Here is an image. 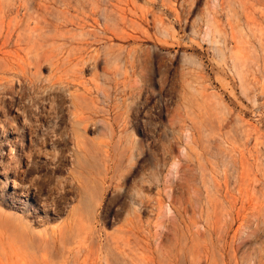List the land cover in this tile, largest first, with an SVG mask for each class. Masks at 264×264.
<instances>
[{
    "label": "rangeland",
    "instance_id": "1",
    "mask_svg": "<svg viewBox=\"0 0 264 264\" xmlns=\"http://www.w3.org/2000/svg\"><path fill=\"white\" fill-rule=\"evenodd\" d=\"M0 264H264V0H0Z\"/></svg>",
    "mask_w": 264,
    "mask_h": 264
},
{
    "label": "bare ground",
    "instance_id": "2",
    "mask_svg": "<svg viewBox=\"0 0 264 264\" xmlns=\"http://www.w3.org/2000/svg\"><path fill=\"white\" fill-rule=\"evenodd\" d=\"M93 2V1H92ZM21 3V2H20ZM95 3V2H94ZM93 3V4H94ZM20 5V4H19ZM64 9V8H63ZM95 9V8H94ZM107 60V59H106ZM106 62H108V61H106ZM102 75V74H101ZM72 91H70V93H71ZM71 94H73V93H71ZM75 94V93H74ZM84 96H86V95H84ZM105 96V95H104ZM74 97V96H73ZM78 97V96H77ZM82 98H83V96H82ZM107 98V97H106ZM74 98H72V100H73ZM80 99V98H79ZM105 99V98H104ZM85 100V99H84ZM106 100H108V99H106ZM112 100V99H111ZM111 100H108V102L110 101L111 102ZM75 101V100H74ZM86 101V100H85ZM110 102H109V104H110ZM73 103V102H72ZM75 103V102H74ZM77 104V103H76ZM79 105V104H78ZM77 105V106H78ZM82 107V106H81ZM74 108H76V106L74 107ZM77 109V108H76ZM79 109V108H78ZM78 111V110H77ZM73 112V111H72ZM81 112V111H80ZM80 112H79V114H80ZM74 113V112H73ZM72 113V115H76V114H73ZM81 113H83V110H82V112ZM78 114V115H79ZM79 117H80V115H79ZM79 117H77L76 116V118L74 117V119H77V118H79ZM83 118V117H82ZM86 118H88V117H86ZM89 118H91L90 116H89ZM88 118V119H89ZM84 119V118H83ZM75 121V120H74ZM77 122L78 123H81V119L79 120H77ZM76 123V122H75ZM74 124V123H73ZM128 124V123H127ZM87 125V124H86ZM86 125H85V130H86ZM73 127H74V125H73ZM77 127V126H76ZM82 127V126H81ZM80 127V128H81ZM124 127V126H123ZM127 127V126H126ZM91 128V127H90ZM122 128V127H121ZM125 128V127H124ZM124 128H122L121 130L122 131H124ZM127 129V128H126ZM72 132V131H71ZM81 131H79V130H76V129H74V134H75V138H76V141H77V143H78V146H80V144L81 143H84V141L82 140L83 139V135H82V133H80ZM125 137V136H124ZM123 137V138H124ZM121 143H122V141H121ZM138 144H139V141L138 140H134V139H131V142H129V144L128 145H126V146H123L124 147V150L123 151H121V152H123V154H122V157H121V160L122 161H132L134 158H135V155H136V153H137V151H139V149H138ZM106 153H108V150H106L105 151ZM107 156H109V153H108V155ZM78 157V156H77ZM79 158V157H78ZM109 159V158H108ZM112 160V159H111ZM131 163V162H130ZM106 165V171L103 173V174H101V176L99 177V181H98V184H97V188L100 190L99 192H100V194H101V196L102 195H104L111 187H114V188H117V187H119V186H121L122 185V183H123V181H124V179L126 178V176H127V174H126V172H125V168L124 167H122L121 168V166H122V164H121V162H120V166H117L116 164H115V162H111V161H108L107 160V163H105ZM126 165V164H125ZM112 173V174H111ZM79 175V174H78ZM79 183V182H78ZM95 187V188H96ZM143 189H144V185H141L140 186V189H139V191L141 192V191H143ZM89 190H91V187L89 188V189H87V190H85V193H84V196H85V194L89 191ZM115 190V189H114ZM136 195V194H135ZM83 201H84V197H83ZM98 202V200H96L95 201V203H94V205H92L91 207H93V209H89L88 211L91 213H96V211H97V203ZM77 209L78 208H74L73 209V212L75 211V212H77V214L79 215V211H77ZM130 219H131V217H130Z\"/></svg>",
    "mask_w": 264,
    "mask_h": 264
}]
</instances>
